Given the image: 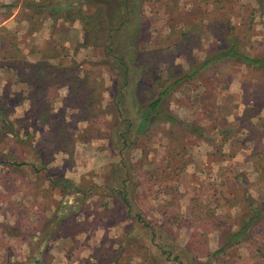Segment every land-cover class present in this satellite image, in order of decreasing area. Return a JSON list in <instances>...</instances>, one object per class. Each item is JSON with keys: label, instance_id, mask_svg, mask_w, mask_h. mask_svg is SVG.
Segmentation results:
<instances>
[{"label": "trees", "instance_id": "16d2710c", "mask_svg": "<svg viewBox=\"0 0 264 264\" xmlns=\"http://www.w3.org/2000/svg\"><path fill=\"white\" fill-rule=\"evenodd\" d=\"M237 1L239 0H192V9L188 13H182L180 10L173 12L170 18V33L160 40L159 48L152 47L153 44L152 50L143 56V49L139 46L137 56L131 61L116 57L118 45L113 37L114 34L121 32L125 25L132 24L128 16L131 12L132 0H34L22 4V8L27 9L29 21L37 15L41 17L40 23H51L53 44L49 48L33 52L40 57L36 62L17 59L18 52H14V55L10 54L12 46L6 50V55L10 56L4 58L6 62H10L6 67L15 74L18 83L26 87L27 94H23V100L19 101L29 102L30 113L26 112L23 118L12 119V112L4 107L6 98L10 95L4 93L0 96V145L8 146L14 140L19 144H28V131L24 130V134L21 135V131L28 125L22 123L25 118H33L36 124H39L41 131L53 134L51 144L56 149H60L59 140L62 138L57 141V137H62V131L67 125L64 122L57 124L55 106L60 90L65 86L68 87L70 103L72 98L82 96L81 94L86 98L83 102L73 101L74 106L78 108H82L87 103L84 112L89 123L95 122L107 113L103 111V81L100 65L89 62L83 66L73 58L69 66L57 65V59L61 57L57 52V47H60V44L57 45L56 25L59 19H64L70 24L80 21L84 26V43L76 45L75 53H78L81 47L90 46L97 51L101 50L104 57L117 58L121 64L127 65L125 81L120 87V100L115 112L118 119L122 120V124H128L127 130L120 131L119 134L121 144L117 149L121 158L124 156V150L131 146L128 134L144 135L148 139L161 134V137L167 140L169 151H166L162 160L165 162L164 167L150 163L153 170L147 181L149 193H155L153 189L158 185V172L172 183L177 178L185 179L188 166L192 164L189 150L194 145L190 141L193 137L215 147V151L209 153L208 157L210 163L216 164L233 160L238 152L247 150L246 146L253 144L251 154L245 161L251 165L253 181L250 182L248 178H235L234 180L237 181L234 185L235 189L220 193L222 199L218 200V204L214 207L212 201L206 199V193L203 191L205 180L204 182L198 180L186 211H183L181 203L183 196L180 195L179 199L174 198L163 207L162 221L159 223L158 220L152 221L149 216L148 219L145 211L135 204V190L132 189L130 181L133 171L123 159L108 173L103 184L74 185L69 179L53 178L47 169L48 161L45 155L39 152L36 159L42 168L33 166V169L36 173L45 172L49 184L46 186L41 181L37 192L44 195L46 192L58 190L62 196L72 194L75 202L66 203L68 208H73L76 203H83L95 196L118 200L127 218L133 221V230L127 231L126 228L124 236L117 239L121 245L116 252L106 251L104 247L96 250L97 261L109 258L100 264H121L126 259L125 249L128 248H132V251H136L138 256L143 258H147L148 254L153 264L163 261V257L159 254L165 256L164 261L171 264L174 262L175 264H224L226 261L227 264H239L241 256L238 252L243 245L251 248L253 264H264V196L256 198L252 194L256 189L264 192L262 143L264 140V51L261 55L249 52L253 47L252 21L248 22L247 18L240 23L232 21V18L238 16ZM116 2L120 4L116 5ZM17 5V3L0 5V9L7 10L3 12L5 20L12 16L10 10ZM85 8H88V12H83ZM141 12L142 10H139L142 16ZM240 15L244 14L240 13ZM184 16L187 20H178V17ZM134 22L136 23V19H133V24ZM243 32L245 36L241 37ZM205 41L209 42L210 47L204 48L206 55L201 59L196 55V51L202 49ZM178 61H185L187 67L182 69ZM163 63L169 64L166 72L160 71ZM131 65L134 69L143 65L146 71L145 81L136 79L137 72L133 74L128 72V69L132 68ZM224 65H230L235 71L239 69L241 76L245 77L249 84L246 94L243 88L246 100L240 105L241 116L237 118L240 124L248 126L247 129L245 128L246 138L242 140L239 137L235 139L230 130L224 133L226 128L220 127L215 122L212 127H204L201 124L202 113L195 122H185L178 118L172 109L171 98L184 86L207 76L216 81H231L233 75L237 76L230 74L227 75L228 79L222 78L226 74H220L219 71ZM130 86H133L135 98L131 116L125 109L123 111L119 107L121 102H125ZM147 93L150 96L146 98ZM218 110L222 112L223 109ZM36 124L32 127L36 128ZM163 125L170 127L165 130ZM215 130L217 134L216 132L211 134ZM187 134L188 141L182 143L181 139ZM72 142L70 140L68 147L63 149L70 155L73 150L70 147ZM227 145L228 152H221ZM177 161L180 163L178 164ZM11 165L22 168L28 164L15 161ZM224 184H229V181L225 180ZM0 201L8 203L10 215L17 219L14 226L6 224L0 229V264L46 263L50 245L57 241V200L52 201L53 206H47L46 200L38 203V210L34 213L22 202H13L8 198ZM49 207L51 208L48 209ZM219 208L222 213L218 212ZM234 209H238L237 216L232 214ZM47 213H51L50 216H47ZM31 214L38 218L37 222H32ZM66 215L63 214V217ZM176 229L191 231L186 245L182 246L176 242L178 237L175 233ZM81 232L80 227L75 226V232L71 233V236L75 237ZM214 233L218 236V246L213 251L210 248L209 236ZM11 240H14L13 244H10ZM23 246L29 247L30 251L26 255L19 251L16 254V250ZM20 255L24 258L22 259Z\"/></svg>", "mask_w": 264, "mask_h": 264}, {"label": "rangeland", "instance_id": "374dc122", "mask_svg": "<svg viewBox=\"0 0 264 264\" xmlns=\"http://www.w3.org/2000/svg\"><path fill=\"white\" fill-rule=\"evenodd\" d=\"M27 1L29 0H0V5L18 4L13 10H10L12 16L7 20L3 16V12L7 10L0 9V96L4 93L10 95L6 98L4 107L12 112L11 118L14 120L23 118L26 112L30 113V105L29 102L19 101L23 100V94H27L26 87L20 85L15 78V74L6 67L10 64V62L8 63L4 60L5 57H10L6 55V50L12 46L10 54L14 55L18 52L16 54L17 59L36 62L40 57L39 54L33 52L35 50H44L53 44L50 30L51 23H40L41 17L39 18L37 15H34L32 21L27 19V9L22 8V4ZM155 1L132 0L131 12L128 15L132 20V24L125 25L124 29L114 34L113 37V40L118 45L116 48L117 58L131 61L134 56H137L138 48L140 47L143 49V56L152 50L151 46L153 44L154 46L152 47L159 48L160 40L167 37L170 33L169 25L173 12L180 10L182 13H188L192 9V0ZM117 4H120V2H116ZM236 5L238 16L235 19L232 18V21L240 23L243 20L245 21L246 18L248 22L252 21L251 43L253 47L249 52L261 55L264 51V0H239ZM139 10H142V16ZM85 11L88 12V8H85L83 12ZM89 11L91 12V10ZM240 13L247 17L240 15ZM133 19H136L134 24ZM178 20L184 21L187 18L185 16L178 17ZM56 25L57 45L60 44V47H57V52L61 54V57L57 59V65L62 67L69 66L72 58L83 66L89 62L100 65V74L103 81V111H107V113L92 122L93 124L89 123L84 112L86 111L87 103L82 108L74 106V101L80 100L83 102L86 98L81 94L82 96L72 98L70 103L68 101L70 99L68 87H62L55 106L57 124L64 122L67 125L62 131V137H57V141L62 138V140H59L60 149H56L51 144L52 133L41 131L39 124H36L33 118H25L22 125L27 124L28 127L21 131V135L24 134V130L28 131V144H19L14 140L8 146L0 145V199L8 198V200L10 199L13 202H22L33 213L38 210V203L46 200L47 206H53L54 203L52 201L57 200V241L50 245L48 257L44 264H100V262L109 258L97 261L95 256L98 252L96 250L104 247L103 249L106 251L116 252L121 245L120 242H117V239L124 236L126 228L127 231L128 229L130 231L133 230V221L127 218L125 210L118 200L95 196L83 203H76L73 208H68L67 204L75 202L72 194L62 196L58 190L46 192L44 195L41 192H37V187L41 184V181L46 186L49 184V179L45 172L36 173L33 169V166L42 168L36 159L39 152L45 155L48 161L47 169L53 178L69 179L74 185L103 184L108 173L123 159L133 171V177L130 181L132 189L135 190V204L142 211H145L148 219L150 217L152 221L158 220V223L162 221L161 212L163 207L168 202H172L174 198L180 197V195L183 196L181 201L183 211H186L193 188L198 180H203V182L205 180L203 191L206 193V199L211 200L213 206L216 207L217 201L222 199L219 192L222 188L218 189L221 186V180L217 168L213 172L214 166L206 158L209 147L206 144L202 145V141H198L197 138L193 137L190 141L194 145L189 150L192 164L188 166L185 179L177 178L172 183L161 172H158V185H155L153 189L155 193H149L147 181L151 170H153L150 163L164 167L165 162L162 160L168 150V144L167 140L161 137V134L152 139H148L144 135L133 134L130 136L128 134L131 146L124 150V156L121 158L117 149V146L121 144L119 134L120 131L127 130L128 124H122V120L118 119L115 112L120 100V87L123 86L125 81V66L127 67V65L121 64L117 58L104 57L101 50L97 51L96 48L90 46L81 47L78 53H75L76 45L84 43L83 24L78 22L73 27L68 21L59 19ZM241 35V37L245 36V32L241 33ZM205 42L208 47L210 40ZM196 55L202 58L205 53L202 50H197ZM178 63L182 69L187 67L185 61H178ZM139 66L141 67L136 69L133 66L130 70L126 69L132 74L137 72L136 79L145 81L146 71L143 65ZM168 67V63H163L160 66V71L166 72ZM219 73L226 74L222 77L225 80L228 79L227 75L235 74L237 76L234 77L233 75L231 81H216L207 76L191 85L184 86L180 92L171 98L172 109L176 116L185 122H192L197 118V113L201 114L200 110H204L210 117L216 118V122L221 127L230 130L235 139L239 137L242 140L246 138L247 131L245 128L247 129L248 126L239 122L236 124L233 121V115L235 112H239L240 105L246 100L245 94L249 84L245 77L241 76L240 70L237 69L235 71L230 65H224ZM199 88L201 90L197 91ZM243 88L245 94L243 93ZM129 89L125 102H121L119 107L123 111L125 109L131 116L135 98L132 90L133 86H130ZM24 91L25 93H23ZM149 96V93L145 95L146 98ZM219 108L223 109L222 112L218 110ZM217 114H220V117ZM210 123L213 124V121H210ZM34 124H36V128L32 127ZM169 127L170 125H163L165 130L169 129ZM19 128H21V125ZM215 132L216 130L212 131L211 134ZM69 138L73 141L70 146L73 148L72 155L68 151H63L64 148L68 147ZM188 138V134L184 135L181 142H187ZM262 143L264 145V140ZM246 148L248 150H243L244 153L241 152L237 159L232 162V174H236L232 175V178L241 176L242 178L250 179L251 182L254 180L253 175L250 176L247 172H250V169L252 171V168L249 162L243 163V158L244 154L252 150L253 144H248ZM226 150L223 149L221 152H228ZM15 161L19 163L25 162L28 165L16 168L11 165ZM177 163L179 164L180 162L177 161ZM215 166H218V164ZM188 188L191 190H188ZM252 194L256 198L264 196V192L262 193L258 189L254 190ZM218 212L221 213L222 210L219 208ZM50 214L47 213V216H50ZM63 214L67 215L63 217ZM15 220L17 219L10 215L8 203L0 201V229L6 224L14 226ZM31 220L32 222H37L38 218L31 214ZM75 226H79L82 232L74 237L71 236V233L74 234ZM175 233L178 236L176 242L182 246L186 245L191 231L189 229L177 231L176 229ZM217 240V233L209 236L210 248L213 251L217 249ZM13 243L14 240H11L10 244ZM132 250V248L125 249L126 259L121 264H150L152 261L148 254L146 255L147 258H143ZM250 250L251 248L247 247V245L240 247L238 252L241 256L239 264L254 263V260L251 259ZM18 251L26 255L30 248L23 246L16 250V254H18ZM159 256L163 257V261L158 264H171L164 261L165 256L160 254ZM20 257L22 256L20 255ZM234 257L235 255L233 260ZM224 264H227V261Z\"/></svg>", "mask_w": 264, "mask_h": 264}, {"label": "crops", "instance_id": "0c3cea01", "mask_svg": "<svg viewBox=\"0 0 264 264\" xmlns=\"http://www.w3.org/2000/svg\"><path fill=\"white\" fill-rule=\"evenodd\" d=\"M29 1H34V0H29ZM79 22V24H82L80 21H76V22H74L73 24H71L73 27L77 24ZM72 28V27H71ZM206 42L204 43V45L202 46V52L203 53H205L204 52V48L206 49V48H209L210 47V45L207 47L206 45ZM205 55H206V53H205ZM205 55L201 58V59H204L205 58ZM199 90H201V88H199L197 91H199ZM200 110V109H199ZM198 111V110H197ZM201 111V113H202V115H203V120L201 121V124L204 126V127H212V126H214V124L215 123H217L216 122V118H212V117H210V115H208V114H206L205 113V111L204 110H200ZM235 111H237V110H235ZM209 113V112H208ZM198 113H197V116L196 117H198ZM214 115V114H213ZM217 116L218 117H220V114H217ZM238 116H241V108H240V110H239V112H235V114L233 115V121H235V123L236 124H238V121H237V118H238ZM197 119V118H196ZM195 119V120H196ZM195 120H193V122H195ZM210 121H213V124H211L210 123ZM215 122V123H214ZM218 124V123H217ZM220 126V125H219ZM221 127V126H220ZM226 130H227V128H226ZM226 131H224V133H225ZM231 132V131H230ZM232 140V139H231ZM207 145L208 147H209V152H207V154H206V158H207V160H209V157H208V154L209 153H211V152H213V151H215V147L214 146H211L208 142H206V141H202V145ZM224 149L226 150H228V145L226 146V147H224ZM226 150V151H227ZM248 150V149H247ZM244 151H246V150H244ZM252 151V150H251ZM251 151H249L247 154H244V158H243V163H245V161H246V158H247V156L248 155H250L251 154ZM241 152H243V151H241ZM241 152H238L237 154H236V156H235V158L233 159V160H230V161H224V162H220V163H218V166H215L216 165V163H214V162H212L211 163V165L212 166H214V168H213V172H214V170H215V168H217V172H219V175H220V180H221V186L220 187H218V189L220 188H222L219 192L220 193H225V192H228V191H230V189H235L234 188V185H235V183H237V181H235L234 179L235 178H238V177H234V178H232V175H236L235 173H233L232 174V169H233V164H232V162H234L236 159H237V157H238V155L241 153ZM244 153V152H243ZM224 163V164H223ZM214 164V165H213ZM247 174H250V176H252V171H251V169H250V172H247ZM241 177V176H240ZM229 181V184H227V185H225L224 184V181ZM204 187H205V185H204ZM224 187V188H223ZM189 204V203H188ZM187 204V205H188ZM222 213V212H221ZM234 216H237V214H238V212H237V209H234L233 210V213H232ZM212 249V248H211Z\"/></svg>", "mask_w": 264, "mask_h": 264}]
</instances>
